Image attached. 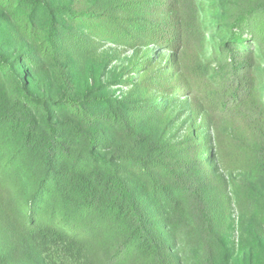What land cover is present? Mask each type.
<instances>
[{"label":"trees","instance_id":"trees-1","mask_svg":"<svg viewBox=\"0 0 264 264\" xmlns=\"http://www.w3.org/2000/svg\"><path fill=\"white\" fill-rule=\"evenodd\" d=\"M0 264H264V0H0Z\"/></svg>","mask_w":264,"mask_h":264}]
</instances>
